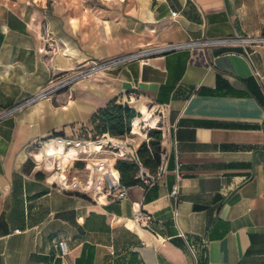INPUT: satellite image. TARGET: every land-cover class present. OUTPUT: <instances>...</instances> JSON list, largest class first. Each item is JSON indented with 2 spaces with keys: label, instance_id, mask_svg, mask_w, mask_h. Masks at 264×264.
Instances as JSON below:
<instances>
[{
  "label": "crops",
  "instance_id": "obj_1",
  "mask_svg": "<svg viewBox=\"0 0 264 264\" xmlns=\"http://www.w3.org/2000/svg\"><path fill=\"white\" fill-rule=\"evenodd\" d=\"M261 37L264 0H0V113L54 77L94 71L0 119V264H264V45L117 62L157 46ZM113 101L162 131L164 175L122 202L59 191L33 145L92 130ZM142 124L124 138L136 150ZM89 165L72 172L87 179ZM135 211L152 215L149 228L135 227Z\"/></svg>",
  "mask_w": 264,
  "mask_h": 264
},
{
  "label": "built area",
  "instance_id": "obj_2",
  "mask_svg": "<svg viewBox=\"0 0 264 264\" xmlns=\"http://www.w3.org/2000/svg\"><path fill=\"white\" fill-rule=\"evenodd\" d=\"M177 14L173 13V17ZM229 43L264 45V37L257 39H238L190 42L179 45H163L145 49L133 55L119 59L117 62H130L135 60H148L156 56H163L172 52L201 48L209 45H220ZM250 57V54L247 53ZM94 71H83L70 76H60L51 79L49 85L38 95L29 101L7 111L0 113V119L13 115L22 109L55 95L57 92L69 87L74 82L89 77ZM132 141L112 138L103 135L93 139L91 135L85 136L83 133L66 137L62 135H52L33 145L34 152L32 160L38 168L50 170L49 179H52L55 187L61 192H72L80 194H90L100 203L122 202L129 198V188L121 182L120 173L115 164L119 159L137 162V150ZM53 148L50 152L48 148ZM103 152H109L112 157H100ZM77 162H88L89 176L82 179L80 175L73 174L72 170ZM166 171L164 157L156 174L150 173L142 165H139L137 179L139 186L143 189L153 187ZM173 196L178 197V188L174 189ZM153 222V217L143 211H135L133 223L137 228H149ZM62 256L70 254L69 245L66 241L57 244ZM192 253L194 250L191 249Z\"/></svg>",
  "mask_w": 264,
  "mask_h": 264
},
{
  "label": "trees",
  "instance_id": "obj_3",
  "mask_svg": "<svg viewBox=\"0 0 264 264\" xmlns=\"http://www.w3.org/2000/svg\"><path fill=\"white\" fill-rule=\"evenodd\" d=\"M139 117L140 115L129 105L113 101L99 110L91 119L92 138L109 135L112 138L124 139L131 135L132 123ZM142 131L148 134L149 141L143 142L137 150V162L119 159L115 164L120 173L121 182L127 188L139 185L137 179L139 165H142L150 173L156 174L162 162V131L150 129L144 123Z\"/></svg>",
  "mask_w": 264,
  "mask_h": 264
},
{
  "label": "rangeland",
  "instance_id": "obj_4",
  "mask_svg": "<svg viewBox=\"0 0 264 264\" xmlns=\"http://www.w3.org/2000/svg\"><path fill=\"white\" fill-rule=\"evenodd\" d=\"M128 105V104H127ZM131 108H133L134 110H135V108H134V105H129ZM136 111V110H135ZM138 113V112H137ZM140 115V114H139ZM148 116L147 115H145V116H142V115H140V120L141 121H143V123H144V125H149V122H148ZM134 126H135V129L137 128V126H138V128H139V119H137L136 121H134ZM142 126V125H141ZM149 128H150V126H148ZM132 129H133V123H132ZM134 129V130H135ZM83 134L85 135V136H89V135H91V136H93V130H88V129H85V131L83 130ZM142 137L140 136L138 139H137V143L139 144V147L141 146V144L143 143L142 142ZM149 141V138L147 137V139L144 141V142H148Z\"/></svg>",
  "mask_w": 264,
  "mask_h": 264
},
{
  "label": "bare ground",
  "instance_id": "obj_5",
  "mask_svg": "<svg viewBox=\"0 0 264 264\" xmlns=\"http://www.w3.org/2000/svg\"><path fill=\"white\" fill-rule=\"evenodd\" d=\"M144 112V111H143ZM51 150H53V148L51 149L50 147L47 149L48 152H50Z\"/></svg>",
  "mask_w": 264,
  "mask_h": 264
}]
</instances>
